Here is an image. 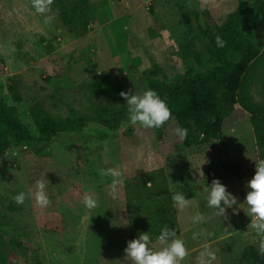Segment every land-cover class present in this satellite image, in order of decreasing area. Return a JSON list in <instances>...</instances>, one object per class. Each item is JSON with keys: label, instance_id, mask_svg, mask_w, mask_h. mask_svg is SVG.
I'll use <instances>...</instances> for the list:
<instances>
[{"label": "rangeland", "instance_id": "rangeland-1", "mask_svg": "<svg viewBox=\"0 0 264 264\" xmlns=\"http://www.w3.org/2000/svg\"><path fill=\"white\" fill-rule=\"evenodd\" d=\"M250 6L240 26L243 36L262 53L249 75L247 94L264 105V0ZM237 0H52L37 13L33 0H0V99L31 126L30 108L39 103L53 118L127 111L121 95L105 98L98 82L121 92L146 87L145 74L159 67L167 81L185 71L203 72L216 63L207 53L202 29L220 25ZM192 39L201 53L198 64L183 54ZM107 131L87 127L31 146L11 145L0 155V252L4 264H131L124 249L133 201L167 192L175 218L173 230L186 242L182 264H199L200 252L215 253L212 264H234L243 248L260 250L262 238L251 228L243 203L255 162L264 159L249 115L219 137L191 147L160 144L158 129L128 128L111 139V160L103 159L97 138ZM18 154L13 156V152ZM240 165L237 174L232 167ZM122 173L121 183L101 169ZM48 181L47 208L13 197ZM219 179L238 198L236 212L218 217L207 206L205 185ZM183 192V210L172 200ZM94 195L99 206L88 210L82 200ZM127 195V197L125 196ZM127 198V203L118 199ZM197 214L204 221H195ZM152 245L159 247L152 229Z\"/></svg>", "mask_w": 264, "mask_h": 264}, {"label": "trees", "instance_id": "trees-1", "mask_svg": "<svg viewBox=\"0 0 264 264\" xmlns=\"http://www.w3.org/2000/svg\"><path fill=\"white\" fill-rule=\"evenodd\" d=\"M249 12L248 2L237 0L234 10L226 15L220 25L201 30L207 40L206 51L216 63L213 67L198 73L188 70L167 81L159 77V67L146 72V87L156 90L172 111V118L157 128L161 145L191 147L209 142L235 128L249 115L256 143L264 148V105L250 99L246 90L249 75L262 55L240 31ZM217 35L226 41L222 48L215 44ZM183 54L198 64L201 62V53L192 39L184 44ZM0 65H3L1 60ZM96 91L105 98H114L121 93L109 81L98 82ZM30 118L32 125L27 126L14 114L6 100L0 99V155L11 145L42 144L59 135L80 133L93 126L107 131L97 138V143L104 147L103 159L109 162L112 137L124 129L138 128L128 122L127 111L124 110L101 111L93 116L53 118L36 103L30 108ZM177 126L189 130L183 141L173 133ZM239 168L240 165L232 167L234 174ZM164 194L159 198L155 196L132 202L134 217L128 224L129 240L148 228L158 233L164 226L174 228L175 218L169 195L167 192ZM127 198L118 201L127 203ZM0 264H4L2 252ZM234 264H264V253L253 244L246 245Z\"/></svg>", "mask_w": 264, "mask_h": 264}, {"label": "clouds", "instance_id": "clouds-1", "mask_svg": "<svg viewBox=\"0 0 264 264\" xmlns=\"http://www.w3.org/2000/svg\"><path fill=\"white\" fill-rule=\"evenodd\" d=\"M52 4V0H33V7L37 13H45ZM226 41L220 35L215 37L217 47H224ZM121 97L127 105V118L131 125L141 129H155L162 127L165 122L172 118V111L166 100L162 98L154 89L145 87L140 91L121 92ZM181 141L187 138L189 130L186 127L177 126L173 129ZM13 152L12 155H17ZM100 174L112 177L113 196L115 195V185L121 183L122 173L116 169H101ZM48 181L46 179L37 180L34 189L28 192L20 191L14 197L17 205L24 204L27 198H33L36 205L47 208L51 204L47 191ZM246 194L244 204L247 208V216L250 219L251 228L264 238V159L255 162V171L251 179L246 182ZM207 206L215 210L218 217L228 218V210L236 212V205L240 204L238 198L227 190V186L222 184L219 179H213L211 184L205 185L203 189ZM174 205L183 210L189 206L190 201L183 192L177 191L173 194ZM82 203L88 210L99 206V201L94 195H85ZM195 221L202 222L204 217L197 214ZM159 247L152 245V238L149 232L139 233L135 238L127 241L124 249L125 257L131 264H182L188 255V249L184 239L178 237L176 231L168 226L160 229L156 236ZM260 251L264 253V239L260 244ZM215 253L205 247L199 255V264H212L215 260Z\"/></svg>", "mask_w": 264, "mask_h": 264}]
</instances>
